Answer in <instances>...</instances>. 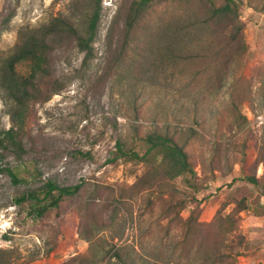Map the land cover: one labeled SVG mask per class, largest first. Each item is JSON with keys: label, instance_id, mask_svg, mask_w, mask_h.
Masks as SVG:
<instances>
[{"label": "rangeland", "instance_id": "obj_1", "mask_svg": "<svg viewBox=\"0 0 264 264\" xmlns=\"http://www.w3.org/2000/svg\"><path fill=\"white\" fill-rule=\"evenodd\" d=\"M134 1L101 0L86 64L73 41L56 46L60 90L30 106L22 157L4 153L22 181L0 172V249L10 264H264V0L218 16L228 0H162L129 27ZM95 5L0 0V133L7 60L55 17L84 32ZM153 131L186 143L195 191L155 158H114L119 139L144 154ZM46 180L82 187L30 218L13 198Z\"/></svg>", "mask_w": 264, "mask_h": 264}, {"label": "trees", "instance_id": "obj_2", "mask_svg": "<svg viewBox=\"0 0 264 264\" xmlns=\"http://www.w3.org/2000/svg\"><path fill=\"white\" fill-rule=\"evenodd\" d=\"M162 0H135L131 6V13L127 19L129 27L133 25L132 18L139 12L145 11L150 5ZM224 7L217 9L218 13H230L231 5H235L233 0H228ZM101 16V0H96V5L89 15L87 26L81 32L70 18L55 17L45 27L28 37L6 63L3 71L2 87L4 92L12 101L10 110L12 126L0 133V172L9 174L14 184H18L22 179L18 176V171L11 166L4 165L5 152L13 153L20 159L24 153L22 132L29 117V108L38 102L48 100L52 95L60 90L58 79L53 73V54L56 46L73 41L80 52L84 53L83 63L94 58V42L96 40ZM26 65L25 75L18 73L17 67ZM148 145L147 151L141 154L139 151L127 150L124 143L119 139L116 144L114 158H127L136 161H151L156 159L157 168L161 171L166 180H175L181 177L184 183L195 191L197 189V173L191 162L186 143L178 142L176 137L166 132L153 131L144 138ZM186 142V141H185ZM157 156V157H156ZM249 181L258 185L255 178ZM82 185L61 186L51 180H46L38 187L25 190L19 196L13 198V203L19 207L28 206L27 214L30 218L40 220L52 208H58L60 201L66 197H74L79 193ZM264 194V185H262ZM196 208H198V201ZM184 203L180 205V209ZM192 209L187 221V228L193 229L190 219L196 212ZM245 208V202L239 207ZM197 215V213H196ZM192 220V219H191ZM0 264H10L6 257V251L0 249Z\"/></svg>", "mask_w": 264, "mask_h": 264}]
</instances>
